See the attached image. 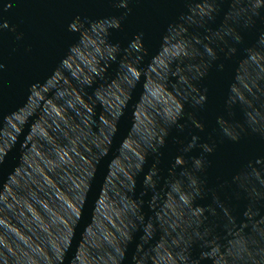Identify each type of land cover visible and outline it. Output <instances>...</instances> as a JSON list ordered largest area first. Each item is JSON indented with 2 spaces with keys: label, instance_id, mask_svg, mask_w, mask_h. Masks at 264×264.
I'll return each mask as SVG.
<instances>
[{
  "label": "water",
  "instance_id": "95a60500",
  "mask_svg": "<svg viewBox=\"0 0 264 264\" xmlns=\"http://www.w3.org/2000/svg\"><path fill=\"white\" fill-rule=\"evenodd\" d=\"M136 2L117 31L108 25L122 10L107 0H0V264H176L197 254L198 236L220 253L213 264H246L264 237V0H196L179 20L181 0ZM129 41L143 51L134 86L107 59L103 78L92 75L97 52L107 57L118 45L120 64L128 62ZM188 85L208 102L184 105L178 133L169 113ZM121 106L124 117L109 119ZM163 132L157 187L141 199L153 161L137 174V157ZM194 135L197 147L183 152ZM179 172L199 185L187 207L168 190L173 181L179 190ZM133 226L136 241L157 236L150 252L121 243ZM170 236L184 240L180 249Z\"/></svg>",
  "mask_w": 264,
  "mask_h": 264
},
{
  "label": "clouds",
  "instance_id": "9594fccd",
  "mask_svg": "<svg viewBox=\"0 0 264 264\" xmlns=\"http://www.w3.org/2000/svg\"><path fill=\"white\" fill-rule=\"evenodd\" d=\"M108 4H110L113 8L122 10L118 18H114L111 20L110 24L108 25L110 28L115 29L117 31L120 30L122 22L126 21L129 16L133 13V8L131 7L132 4L137 3L136 0H107ZM248 4H251L252 0H246ZM181 3L183 5V12L180 14V16L177 17L179 20L181 17L188 15L191 13V7H193L196 3V0H181ZM211 3V0H210ZM10 7V5H8ZM208 6V5H206ZM259 12L264 13V5H262L259 9ZM210 19V17H209ZM2 28H8L7 25H3ZM22 36L20 34L17 39H19ZM143 40V33H137L136 36L133 37V40ZM116 48H110L108 49V55L107 57L103 56L101 52H97L98 57V64L96 67L91 68L92 75L96 76L97 78L102 79L103 76L101 75V69L99 67L100 63H103L105 59H107L111 63H117L121 69V79L123 80L124 84L132 83L134 86L135 82L139 81V68H138V62L142 61L143 51L142 46L140 44L134 43L133 41H129L128 44V62L120 64L119 62V55ZM30 50V49H29ZM207 54L210 58V62H214L217 59V56L215 53L211 51V49H206ZM137 69L136 71H133V69ZM224 68L223 64L217 65V69L219 71H222ZM7 69V65L3 62H0V75H2ZM204 73H199L198 77H193V80L203 79ZM83 85L85 87H91L92 86V80L91 79H85L83 82ZM187 98L184 99L183 104L181 103H175L174 110L169 113L170 117V124L169 129H175L178 133H183L185 131V128L187 127V124L184 122L186 120V117L184 115V105L190 104V106L195 110H203L208 102V98L206 95H201L199 92H197L194 88L191 87V85L187 86ZM61 99H63V96H61ZM68 106H71L69 104ZM125 113L123 111V106L119 110L113 109L112 112L109 113V119L119 121L124 117ZM193 125L197 128H199L201 131L203 130V127L201 124L192 121ZM22 127V126H21ZM106 127L110 129V134L112 136H115L116 130L112 128L110 124L106 123ZM14 131L17 135L20 133V128H14ZM168 136V132H163L161 134V137L157 138L154 137L151 144L148 145L147 151L143 152L141 155L137 157L138 163L135 165V168L137 170V174L144 172V166L147 164L149 157H151L153 161V167L151 168L150 175L145 173V181L143 182L142 189L139 193V196L141 199L143 197L148 196L150 193L154 192L157 185L152 179L153 177H156L159 175V164L161 162V159L164 156V152L162 151L166 146V137ZM261 140H264V135H261ZM231 139L236 140L237 137H231ZM198 143V137L195 135L192 136L191 142L187 144L183 148V152L187 153L191 150H193L195 147H197ZM120 147L124 148V143L121 141ZM202 153H210L212 151V148L208 147L207 145L201 146ZM102 155H107V153H102ZM201 159H195L193 158L194 163V171L199 172L201 170ZM174 165L179 169L183 167V160L180 157L174 158ZM5 161L3 159H0V165L4 164ZM180 177H183V180H181L179 185V190H176V188L173 186L175 184V181L169 184L168 190H171L175 196V198L179 201L180 204L187 207L189 204H191V200L187 197L189 194H191L192 197H198L199 196V185L197 184V181L192 178V175L187 172H179L178 173V179ZM129 181L132 184V189H135V183L131 180V177H128ZM146 227V226H145ZM135 231H141V229H136L135 226L133 228H127L125 229L122 237L121 243L124 245H130L135 240L134 232ZM157 239V236L152 234L149 235L148 233H144L140 236L139 241H136V247L141 250V252H150V249L153 247L154 241ZM210 236L205 237H197V240L199 241L198 247L195 249L197 254H194L193 252L187 253V258H176V264H213V261L219 256V252L215 253V255L212 254V249L215 247V245L207 243L208 240H210ZM170 244L173 248L180 249L181 245L184 244V240L180 239L179 243H175L172 240V237H169ZM248 260L246 264H264V237L258 238V240L251 246L248 254ZM145 264H152L150 259H146Z\"/></svg>",
  "mask_w": 264,
  "mask_h": 264
}]
</instances>
